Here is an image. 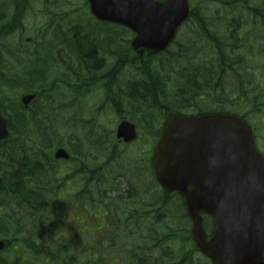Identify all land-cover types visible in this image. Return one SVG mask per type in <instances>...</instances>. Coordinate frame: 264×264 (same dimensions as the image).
Returning a JSON list of instances; mask_svg holds the SVG:
<instances>
[{"label": "rangeland", "instance_id": "rangeland-1", "mask_svg": "<svg viewBox=\"0 0 264 264\" xmlns=\"http://www.w3.org/2000/svg\"><path fill=\"white\" fill-rule=\"evenodd\" d=\"M52 1L53 5H49V7L42 9L41 1L37 0L34 4L36 11L33 10L32 12L26 13L20 12L18 15L17 12L14 13L13 16H18L19 18L16 22L17 24L14 23V27L10 28L8 34L3 36L4 39L2 38L0 40V55L2 56V61L4 63L2 64L1 69L5 74L10 76L13 75V78L14 76L19 77L25 73L23 72V69L27 70L28 68L20 67L18 61L6 52V47H10L12 51L16 50L18 54L20 53L22 55L26 48L32 46L36 42L39 43V40L40 42L42 41L50 45L48 41L53 38V32L57 27H61L60 29L62 30H68L73 25L80 24V22L83 23V25L80 24L84 31L81 32L82 34L93 30L97 32L94 34V39L98 37L102 38L103 43L101 45L96 44V52L99 56L98 58H103L104 60V70L106 73L109 71L111 67L110 65H114L112 62L116 63L117 61H120L123 63L124 59H128V55H131L126 48V42L132 38L131 33L129 32L126 34L124 31L123 33L107 31V27H102L100 25L98 27L90 26L88 23L89 20H91V16L88 13V5L85 0ZM248 1L249 4L252 3V0ZM190 2L193 8L198 9L199 11L201 10L196 13L200 14L201 17L204 15L207 16L208 23H210L217 34L220 32L226 37L228 35L227 31H238L239 35L242 34V47L235 48V51L231 52V55L235 52L240 53L241 51H244L245 54L243 58H239L241 60L236 61L238 63L236 65L237 71L234 72L231 77H212L209 83L206 85L204 84V86H208L204 87L205 89L203 90L206 92L204 95L205 97H190L189 103L183 105L184 107L182 109H179L181 112L184 111L187 113H196L200 110H224L227 112H238L243 114L251 119L256 126L258 144H260V147L264 151V24L258 28L255 27V24H253L255 21V12H249L246 8L236 9L235 11L232 10V12L230 10H228V12H217L215 8L219 5L218 0H190ZM51 13L55 14V19L50 17ZM240 16H242V20L246 24L245 26L240 25H244L242 20L238 19ZM258 16L260 15L258 14ZM230 19L235 21L237 26L231 24L230 26L227 25L228 20ZM12 20L13 18L9 19V21ZM92 20L94 22L93 18ZM59 23H61V25H59ZM113 30L116 29L113 28ZM42 32L46 33L45 38H40ZM64 35L71 36L73 34L65 33ZM60 42L61 43H57L55 47L40 46V51L42 53L44 51L46 52L44 60L45 65H42L41 69L46 70V78L48 82L42 83L39 89H36L35 92L37 93L38 98L31 104L29 109H31L30 111H40L41 116L45 115V122L40 121V126L45 129H41L37 132L35 131V134L30 133L26 135V141L28 142L27 144H29L27 148L43 150L46 142H54L52 147L50 145V148L46 147L42 152L45 157L50 158L48 161L52 166L53 171L50 170L51 172L49 171L48 173H45V176H37V173L40 172H35L36 174L34 173L32 176L24 175L23 182L27 187H33V185L30 184L41 183L44 181L42 184L46 185L48 191L50 188L54 191L56 195L53 199V195L50 191L49 194L48 192L45 193V195L49 197V200L44 207L47 208L49 214L54 212L51 217H48V220H51L56 215V219L48 226L51 228H56L58 226L54 233L61 235L62 233L69 234L70 232L64 231L65 225L63 222H68L69 226L73 228V223H75L74 218L79 216L80 211L84 209L83 198H86L87 202L89 201L90 197L88 193L90 190L105 189V178L98 176L99 172L91 165L95 164L97 161L92 158L85 161L76 154L75 147H78L81 144L79 139L83 138L82 144L88 154H97L101 150L100 145H93L94 150H92L93 152H90V146L87 143L94 140L96 142H104L107 136L108 138H111V141H117L115 134L117 126L121 119H128L129 121L138 123L140 127V140L134 141L130 145L128 155L145 157L147 156L145 152H149L151 148V143H148L146 140H148V138H153V135L147 132L149 129L146 127L149 126H145L146 121L150 120L151 123L153 122L155 125L153 128L154 132H159L167 108L162 107L161 105H163V103L159 100L155 103L151 98L147 100L142 98L140 102H134L126 95L122 102L123 106H117L116 104L114 107H109L113 91H111L112 88L106 87L107 81L102 75L103 71L99 70L98 74H92L91 76L90 74L87 75L85 65L82 67L79 66V61L71 56L67 43L64 40H61ZM116 43H118V45H116ZM180 49L181 47L178 45H172L168 49V54H157L149 65H142L143 60H140L137 64L135 63L133 65L136 66V68H139L136 70L133 69V71L127 69V71L129 74H138L136 81L147 84L143 75V68L149 67V70H151L152 73L153 69L156 68V70L162 74V68H164L162 66L168 67L172 64V61L174 62L173 64L178 63L175 57L178 55L177 52H179ZM207 51H209V49ZM122 56H125L124 59ZM157 56L158 58H156ZM171 56L172 59L170 60ZM145 59H147V57ZM14 60L16 62H14ZM166 67L163 72L165 73V77L169 76V86H167V91L170 92V95H173L174 92L176 93L181 87H178L181 85L178 80V73L185 70L188 65L183 63L181 66H177L176 70L173 72L170 71V73L168 72V68L166 70ZM121 68L123 69L122 65ZM70 69V72L73 75L68 72ZM237 72H239L238 75ZM77 73H79L78 76ZM129 74L127 77L130 76ZM251 78L253 81H250ZM69 86L73 87V91L68 88ZM26 91L27 90L24 89L22 85H17L1 92V99L4 101L3 98H5V106H7L6 112L8 114H12L13 108L15 107L23 109L18 104L21 103L22 95L29 93ZM125 92L126 91L123 93L125 94ZM183 100L185 104L186 96H184ZM167 102H170V100L166 99L164 104ZM153 103L156 105L155 108ZM127 109L130 110L128 111ZM142 119L145 120L144 124L141 121ZM101 131L104 132L103 136L100 135ZM89 133L90 137L88 136ZM82 134L83 137L78 138ZM119 142L120 144L124 143L123 141ZM63 147L70 152V158L56 159L54 157L55 149ZM130 150H132V152ZM0 173L3 172L0 170ZM98 180L100 181L99 184H95L94 186H92V183L90 184L91 181L98 182ZM110 189L112 188L107 187L108 191ZM113 202L114 207L119 204L118 201ZM129 203H131V201H129ZM134 203L136 205L138 200H134ZM31 206L32 204L27 202L26 199H23V202L19 201L14 193L0 191V216H3L4 218L2 222L7 220V223L11 225L8 231H4L6 234H2L0 231V238L7 239L9 242L6 250L0 252V254L6 258L8 264H48L45 262L46 255H50L51 259H53L60 254L58 249H50L51 251H43L41 255H37L34 251L40 249L41 244L35 241L27 243L29 239L26 240L24 238V232L26 230L37 231L40 227L43 228V221H47L45 217L46 211L44 210L43 205H37L34 208H31ZM85 208V219H90L91 216L88 214L91 210H88V207ZM108 210L110 211L108 214L113 216L111 214L112 210ZM103 211L106 213L107 209L101 208L95 217L98 219H104L106 215H104ZM156 216L158 217L159 214L156 215L155 213V217ZM115 217L118 221V216L115 215ZM165 221L169 224L167 234L172 235L171 232L173 231V228H178V226L173 223L174 216L170 215ZM209 223L211 225V219H209ZM129 224L131 223L129 222ZM62 226L64 229L61 231L59 228ZM92 226H95V224ZM92 226L88 227L90 228ZM179 228H186V226L180 225ZM22 229H24V232L18 233ZM93 230L94 228L92 227L91 232ZM110 231L113 232L114 230L112 229ZM161 231L162 233H160V235L163 233L165 234L163 228H161ZM208 231L210 232V230ZM89 232L86 229L85 233H79V235H86L87 248L95 249V240L93 239V236H91L92 233L89 234ZM174 245L176 246L175 243ZM28 249H31V251ZM63 250H66V247L63 246ZM72 250L73 249L70 247L69 251H65V253L70 252V254H77L76 249ZM162 253L163 252H160V254ZM129 259L130 257H127L125 260L122 255L114 250L106 248L104 251L97 250V255L90 257L88 264H130ZM62 262H64V264L67 263L66 259L63 258ZM76 264L81 263L78 262ZM203 264L209 263L203 259Z\"/></svg>", "mask_w": 264, "mask_h": 264}, {"label": "trees", "instance_id": "trees-1", "mask_svg": "<svg viewBox=\"0 0 264 264\" xmlns=\"http://www.w3.org/2000/svg\"><path fill=\"white\" fill-rule=\"evenodd\" d=\"M36 1L37 0H0V40L3 38V36L8 34V30L10 28H13L14 25L17 24L16 22L19 20L17 16L18 13L32 12L33 10L36 11L34 8ZM40 1L42 4V9L49 7V5H53L52 0H45V2L44 0ZM218 3V9L215 8L217 12H228V10L232 12V10L235 11L236 9L246 8L249 12H255V21L253 22L255 27L258 28L264 24V14H261L264 13V0H252L251 4H249L248 0H218ZM200 11L192 7L190 18L184 22L180 28L178 36L172 44L181 47L180 51L177 52L178 55L175 57L178 63L173 64L174 62L172 61V64L168 67L162 66L161 64V66L164 67L162 70L164 71L166 67V70L168 68L169 73L170 71L173 72L176 70V67L181 66L183 63L188 65L185 70H182L180 73H178V80L181 83V85L178 86H181L179 90L176 91V93L174 92L173 95H170V92L167 91V86H169V76L165 77V73L163 71L162 74H160L156 68L153 69L154 80L151 82L145 80L147 84H144L140 81H136L135 78L138 76V74L128 73L127 68H129V65L128 63H125V56H122L124 59L123 64H121L123 69L120 68L121 72L123 73V77L120 79L122 95L113 96L112 94V99L110 100L115 104V106L116 104L117 106H123L122 102L124 101V96L126 95L134 102H140L142 98H145L146 100L151 98L155 103H157L159 100L163 103L161 106L167 108L166 111L170 108L180 110L184 107L183 105H187V103H189L190 97H205L204 95L206 92L203 90L205 89L204 87L208 86H204V84L206 85L209 83L212 77H231L234 72L237 71L236 65L238 63L236 61L241 60L239 58H243L245 53L244 51H241L240 53L235 52L233 55H231V52H234L235 48L237 49L242 47L243 35H239L238 31H227V37L220 32L217 34V32L213 30L210 23H208L207 16L204 15L201 17L200 14L196 13ZM16 12L17 17H14L13 15ZM257 13L260 16H258ZM50 17L54 19L56 18L54 13H51ZM10 18H13V20L9 21ZM238 19L242 20V16H240ZM95 20L96 19H94V22ZM94 22L91 17V20H89L88 24L92 27H98L99 25L102 27H107V31L111 32H113V28L110 26H116L115 24H110L99 20H96L95 23ZM242 22L244 23L243 20ZM80 24L83 25L81 22ZM80 24H72L73 26L68 30H62L60 29L61 27H57L53 32V38L48 41L50 45L42 41L40 42L38 39L39 43L36 42L32 46L26 48L22 55L20 53L18 54L16 50L12 51L10 47H6V52L10 54L12 58L18 61L20 67L22 66V68H28L27 70L23 69V72H25L23 75H20L19 77L14 76L13 78V75L10 76L2 71L1 66L4 63L2 61V56L0 55V86H2L0 87V98L2 91L7 88H13L17 85H22L23 88L27 90L26 92L37 95L35 92L36 89H39L42 83L48 82L46 78V70L41 69V66L45 65L44 60L46 52L43 50L44 52L42 53L40 51V46L55 47L57 43H61V40H64L67 43L71 52L69 53L74 57V59L79 61V66L82 67L85 65V71L87 72V75L90 74L91 76L92 74H98V71L101 70V60L96 58V44L101 45L103 40L99 37L94 39V34L97 32L93 30L82 34L81 32L84 31ZM230 24L237 26L235 21H232L231 19L228 20L227 25L230 26ZM59 25H61V23H59ZM240 25L245 26L246 24L244 23V25ZM123 30L125 31L126 29L123 28ZM123 30L121 33H123ZM65 33H71L73 35L65 36ZM45 34L46 33L42 32L40 38H45ZM116 45H118V43H116ZM126 48L131 54L128 55V57L130 56L135 58L136 56L134 55V52L132 51L128 41L126 42ZM208 49L209 51H207ZM168 51L169 50L167 49L160 53H152L149 59H145L146 61H143L142 65H149L157 54L166 55L168 54ZM156 58H158V56ZM93 59L95 60L92 62ZM171 59L172 56L170 57V60ZM15 60L14 62H16ZM70 71L71 69L68 72ZM143 71L145 74L151 72L149 67L143 68ZM78 74L79 73H77V76ZM128 74L130 75L129 77H127ZM238 74L239 72H237V75ZM71 75L73 74L71 73ZM103 77L107 81L106 87L114 88V86L111 85V82L109 81L110 78L107 76ZM134 83L135 86H133ZM68 88L73 91V87L69 86ZM124 91H126L125 94L123 93ZM184 96H186L185 104L183 100ZM3 99L4 101L2 104V110L8 118L10 134L8 138L0 142V170L3 172L0 173V191L14 193L16 198L21 202H23V199H26L27 202L32 204L31 208H34L37 205H43L44 207L46 202L49 200V197L45 195V193L48 192L49 194L50 191L53 195V199V197L56 195L54 191L51 188L48 191L46 185L42 184L44 181L41 183L30 184L33 185V187H27L23 182V176H32L35 172H40L37 173V176H45V173H48L50 170L53 171V168L48 161L50 158L45 157L42 152L46 147L50 148V145L52 147L54 142H46L42 150L37 148H27L29 144H27L28 142L26 141V135L30 133L35 134V131L37 132L41 129H45L44 127L40 126V121L45 122L46 117L45 115L41 116L40 111H30L31 109H29V107L26 108L22 103H19L18 105L23 109H18V107H15L13 108L12 114H8L6 112L7 106H5V98ZM166 99H169L170 102L164 104ZM153 105L155 108L156 105L154 103ZM127 110L129 111L130 109ZM141 121L143 124L145 123L144 119ZM146 125L149 126V131L152 135L155 136V133L158 134V132H154L153 130L155 127L153 122L151 123L150 120H147L145 126ZM103 134L104 132L101 131L100 135L103 136ZM88 136L90 137V133ZM80 137H83V134L78 138ZM79 141H81V144L78 147H75V152L78 157L84 159L85 161L90 160L91 158L96 160L97 162L91 165L94 169H96V171L99 172L98 176L105 178V189L90 190L88 193L90 198L88 197L89 201L86 202L85 206L90 207L91 215L98 213L101 208L107 209L106 214L110 212L108 209H111L113 214V219L102 220L101 226H103V230L98 223H95V226H93L94 229L96 228V234L93 238L96 243L94 248H108L113 250H115V248H124L132 252V250H136V247L133 245V243H135L138 247V250L142 251L139 252L138 255L129 253L122 256L125 258V260L127 257H130V264H148L152 259H163L161 254L153 253L152 249L155 247V243H162L165 239L160 240L155 238L153 241H132L130 234L135 230L131 228H134L135 226L141 227L143 224V226H145L147 222L146 211L148 207L147 205L142 206V204L148 202L153 203L151 207L153 206L154 208V223H160L161 227H165L166 232L169 230V224L165 220L170 215L165 214H174L175 217L176 215L179 217L180 224H178V220L176 222L178 228L180 225L186 226L188 221L186 220L185 222H182V219L187 218L188 215L185 214V210L182 205L183 203L181 194L163 189L158 184L154 176L152 156L149 157L147 155L145 157H138L137 155H128L130 144H120L116 140V142L113 140L111 141V138H108L107 136L104 142H96L94 140L90 141V143H87L90 146V152H93L92 150H94L93 145H100L101 147L100 152L97 154H88L86 152L87 150H85L84 145L82 144L83 138H80ZM130 151L132 152V150ZM23 170L26 171L25 173L30 174H24ZM91 183L92 186H94L95 184H99L100 181H91L90 184ZM107 187H111L112 189L108 191ZM134 200H138L136 205ZM113 201H118L119 204L114 207ZM129 201H131V203H129ZM44 210L46 211L45 217L48 220V217H51L54 212L49 214L46 207H44ZM142 210H144V213H142ZM103 213L105 212L103 211ZM155 213L156 215L159 214V216L155 217ZM115 215L118 216V221ZM129 218L134 220V226H131L129 221H127ZM3 219V216H0V231L2 234H6L4 231H8L11 225L7 223V220H4L5 223L2 222ZM56 228H51L50 226H45V224H43V231L41 234L27 230L29 232V234H27V239L29 238L31 240L30 242L35 241L41 245L43 244L46 251H51L50 249H58V251L61 253L63 246L68 250L70 247L71 249H76V238L69 233L67 239H65L63 235L54 233L56 232ZM178 228H173L174 232L169 231L172 233V239H174L173 236H175V241L179 240L180 236L183 237V232H187L186 239H189L190 230H187V227L179 228V230ZM112 229L114 230L113 232L110 231ZM106 233H110V235H107ZM118 235L123 236L118 239ZM161 248L163 249L164 247L161 246ZM170 249L171 247H166L163 249V252L164 254H170L169 258L173 259L172 251ZM43 251L44 249L41 248L39 250L36 249L34 252L37 255H41ZM45 257L51 258L50 255H46ZM64 257L72 264H76V262L86 264L89 258L94 256L75 253L70 254L69 252ZM57 258L59 257L57 256ZM0 264H8L6 258L1 254Z\"/></svg>", "mask_w": 264, "mask_h": 264}, {"label": "water", "instance_id": "water-1", "mask_svg": "<svg viewBox=\"0 0 264 264\" xmlns=\"http://www.w3.org/2000/svg\"><path fill=\"white\" fill-rule=\"evenodd\" d=\"M94 16L136 33L135 50H164L190 16L189 0H88ZM34 95H25L28 106ZM133 123L123 120L117 136L136 137ZM9 136L1 111L0 141ZM55 157L69 158L64 148ZM161 186L183 194L193 221V238L213 264H264V155L251 126L231 114L183 115L169 111L153 156ZM203 213L214 217L210 238ZM6 245L0 240V250Z\"/></svg>", "mask_w": 264, "mask_h": 264}, {"label": "flooded vegetation", "instance_id": "flooded-vegetation-1", "mask_svg": "<svg viewBox=\"0 0 264 264\" xmlns=\"http://www.w3.org/2000/svg\"><path fill=\"white\" fill-rule=\"evenodd\" d=\"M146 55L149 54V52L145 53ZM136 58V59H135ZM135 58H126L125 59V63H128V65H130V70L133 71L136 70V66H133L135 63L137 64V60L139 61V58L136 56ZM115 65H118V67H121V63L120 61H117L116 63H112ZM112 106V102L110 103V107ZM143 205H147V222L145 224V226H135L134 229L135 231L132 232L130 234V237L133 241H139V240H146V241H153L155 238H158L160 240H164L165 239V235L162 234L160 235V233H156L154 231V208L153 206L151 207V205H153V203L148 202V203H144ZM183 207L185 208L184 203L182 204ZM150 206V207H149ZM85 208V207H84ZM186 209V208H185ZM142 213H144V210H142ZM185 214H188L187 211L185 210ZM184 214V215H185ZM188 218H183L182 222H185L186 220L188 221ZM190 219V218H189ZM83 221L85 222L86 220L83 219ZM127 221H129L131 223V226H134V220L132 218L127 219ZM73 231V229H72ZM72 235L75 236L74 232H72ZM78 234L76 233V238H77ZM161 237V238H160ZM180 236L179 240H176L174 243L176 244V246L172 245V243L169 244H165V243H155V247L152 249L153 253H159L163 252V249H165L166 247H171V251H172V257L173 259H170V254L165 253L164 252L161 254L163 259H158V260H150V263L148 264H201L200 259L197 257V250L195 248L196 244L194 242V240L192 239V241H188L191 238L189 237V239H186L187 237V233L183 232V237ZM188 241V242H187ZM142 245V244H141ZM172 245V246H171ZM134 246L136 247V250H132V252H130L127 249L124 248H117L115 251L120 254V255H124V254H128V253H134L137 254L139 252H141L142 250H138V247L136 246V244L134 243ZM161 246H163L164 248L162 249ZM162 250V251H161ZM77 254H82V255H89L90 254V250L88 249H79ZM47 263L49 261H46ZM62 264H64V262H62ZM139 264V263H138Z\"/></svg>", "mask_w": 264, "mask_h": 264}, {"label": "bare ground", "instance_id": "bare-ground-1", "mask_svg": "<svg viewBox=\"0 0 264 264\" xmlns=\"http://www.w3.org/2000/svg\"><path fill=\"white\" fill-rule=\"evenodd\" d=\"M96 56H97L96 57L97 59L101 60L100 66H101V71H103L102 75L105 76V77L106 76L109 77L110 78L109 81L111 82V85L114 86V88H112L113 96H117V95L121 96L122 95V90H121L120 79L123 77V73L121 72L120 68L118 67V65H115V64L114 65H110L111 67H110L109 71L106 73L105 70H104L105 63L103 62L104 61L103 58H98L99 56H98L97 52H96ZM94 60L95 59H93L92 62ZM143 75H144L145 80H147L149 82L154 80L152 72H149V73H146V74L144 73ZM136 78H135V80H136ZM138 85H139V83H138ZM133 86H135V83H134ZM25 172L26 171L23 170V173H25ZM27 174H30V173H27Z\"/></svg>", "mask_w": 264, "mask_h": 264}, {"label": "clouds", "instance_id": "clouds-1", "mask_svg": "<svg viewBox=\"0 0 264 264\" xmlns=\"http://www.w3.org/2000/svg\"><path fill=\"white\" fill-rule=\"evenodd\" d=\"M55 219L56 218L53 217L51 220H47V221H43V222H44L45 226H47V225H49ZM61 235H63L65 239H67V237H68V234L67 233H62Z\"/></svg>", "mask_w": 264, "mask_h": 264}]
</instances>
